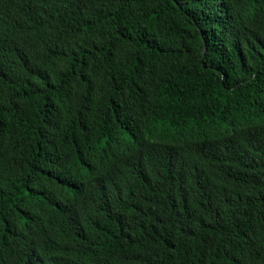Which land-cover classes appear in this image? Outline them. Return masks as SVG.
<instances>
[{"label":"trees","instance_id":"16d2710c","mask_svg":"<svg viewBox=\"0 0 264 264\" xmlns=\"http://www.w3.org/2000/svg\"><path fill=\"white\" fill-rule=\"evenodd\" d=\"M0 264H264V0H0Z\"/></svg>","mask_w":264,"mask_h":264}]
</instances>
